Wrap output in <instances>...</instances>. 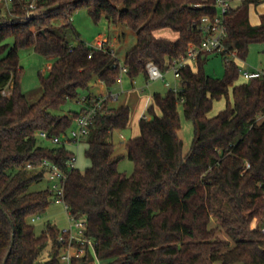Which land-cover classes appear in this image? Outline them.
<instances>
[{"label": "trees", "instance_id": "trees-1", "mask_svg": "<svg viewBox=\"0 0 264 264\" xmlns=\"http://www.w3.org/2000/svg\"><path fill=\"white\" fill-rule=\"evenodd\" d=\"M216 1L36 0L29 14L32 0H11L8 16L0 11V264L6 258L5 264H61L60 238L67 235L52 224L36 234L31 220L47 210L53 196L49 189L29 191L44 173L29 176L27 165L48 160L65 170L72 152L43 145L39 133L67 136L79 112H60L92 83L100 80L111 91L122 68L131 80L147 79L149 61L166 72L174 60L187 58L189 46L206 38L202 20L219 16ZM262 3L230 6L225 52L202 53L182 68L178 93L153 95L139 134L126 143L131 175L119 171L125 156L112 142L115 131L130 128V109L105 102L85 142L91 165L70 172L65 184L70 215L86 223L85 236L101 264H264V76L239 83L237 63L246 61L250 45L264 44V15L257 26L249 18L250 7ZM82 8L96 23L104 17L113 27L135 32L136 44L122 63L109 46L69 41L70 34L78 36L71 20ZM162 30L178 38L157 37ZM21 49L54 60L47 75L39 74L35 103L21 88ZM213 54L223 57L221 79L205 71ZM223 98L225 109L210 118ZM180 105L194 125L187 154L179 136ZM49 246V259L41 262ZM93 260L87 252L72 264Z\"/></svg>", "mask_w": 264, "mask_h": 264}, {"label": "rangeland", "instance_id": "rangeland-1", "mask_svg": "<svg viewBox=\"0 0 264 264\" xmlns=\"http://www.w3.org/2000/svg\"><path fill=\"white\" fill-rule=\"evenodd\" d=\"M237 5L236 3L233 4ZM264 8L259 7L256 11L253 9L251 11V19L253 24L260 22V16L264 13ZM3 17L8 16V10L5 5L0 7ZM263 11V13H261ZM72 25L77 32L78 36L70 34L69 41L73 45H77L79 40L84 41L89 46H95L100 35L108 36L111 39V45L115 51L116 57L122 63L125 55L130 51L136 44V34L131 29L125 27H113L108 23V21L103 17L97 23L92 19L89 10L87 8H82L78 10L72 17ZM58 23V25H61ZM120 35L117 40L114 41V35ZM116 35V36H117ZM159 38L169 39L175 41L178 38L176 33L170 30H162L156 33ZM8 43L12 46V39L8 40ZM20 64L23 68L21 76V88L23 93L27 96L30 103H35L41 96L40 89V77L39 74L47 75L50 72L51 65L54 62L53 59L46 58L33 49H21L19 51ZM237 63L241 71L248 69H256L258 71H264V44H252L249 47L248 57L245 62L237 60ZM205 71L208 75L216 78H223L225 74L223 57L219 54H213L209 57V60L205 66ZM123 91L136 92L139 96V102H129L131 105V127L125 131H115L112 136V142L115 145V150L117 154L124 155L125 157L119 164V171L127 175H131L134 171V164L131 162L127 156L126 143L130 138L136 137L139 134V120L146 113V108L144 104L147 102L150 104V98L154 94L159 93L161 95H166L170 89L166 87L165 82L162 80L153 81L148 83L144 76H139L133 81L128 77L124 76ZM166 81L169 82L172 88H178L180 86V80L176 79L172 73L166 76ZM245 82L243 76L240 77L239 83ZM94 84V83H93ZM142 87L144 89H142ZM119 88V85H117ZM121 89V88H120ZM119 90V89H118ZM143 90V91H142ZM122 91V89H121ZM124 93V94H125ZM88 91H82L81 96L78 99L69 101L63 110L60 112L61 115H68L70 112H80L81 103L80 101L86 97ZM123 94V96H124ZM123 96L118 102L115 103L116 107H119L123 102ZM148 104V105H149ZM226 107V100L223 98L214 103L213 109L209 114V117H215L224 110ZM181 117V129L179 131V136L183 140L184 147L183 152L187 154L192 145L194 138V125L191 121H188L183 113L182 105L178 108ZM122 136L124 139H122ZM42 144L45 146H54L50 141L43 140ZM87 149V144H73L69 147V150L75 155L77 159L76 168L80 172H84L88 167H90V160L86 157L85 151ZM38 174L37 170L28 171L29 176ZM52 183L49 180V175L44 172V177L33 183L30 186V192H39L46 189H50ZM53 202L47 208V210L40 216L35 217L31 220L36 234L40 235L48 224L56 226L60 232L70 228V218L65 209L63 203L56 202L54 197ZM50 246L42 252L40 257L41 262H45L49 259ZM61 264H64L61 262ZM92 264H96L92 262Z\"/></svg>", "mask_w": 264, "mask_h": 264}, {"label": "built area", "instance_id": "built-area-1", "mask_svg": "<svg viewBox=\"0 0 264 264\" xmlns=\"http://www.w3.org/2000/svg\"><path fill=\"white\" fill-rule=\"evenodd\" d=\"M11 0H0V7L5 5L6 9H10ZM217 7L219 9V16L214 19L204 18L201 23V31L205 34L206 38L199 45H190L187 53V58L183 60H174L170 66V68L163 72L160 68L152 61H149L146 64V72H147V81L148 83L153 81L162 80L165 82L167 88L176 93L179 92L178 88H172L171 84L166 81V75L172 73L174 77L178 80L181 79V69L192 65L196 62L198 56L202 53H223L225 52L224 42L227 38V31L224 23V16L228 12L230 8L229 0H217ZM37 9L36 0H32V2L28 6L29 14L33 13ZM106 41H100L96 46L97 49H104L107 46ZM112 53H115L112 50ZM235 56V54H233ZM242 76L246 80L261 78L264 76V71H241ZM127 74V69L122 68L121 77L119 82L122 81L123 75ZM7 95L6 92L3 93ZM120 94H116L114 92H109L106 95L98 96L94 98H83L81 103V111L79 112V116L75 119L74 127L69 131L67 136L63 137H55L49 136L46 132L39 133V137L42 140L50 141L52 144L56 146H65L69 148L73 144H81L86 142L91 127L94 124L96 118L105 113L104 105L107 100H111L112 102H117L119 100ZM122 139L124 137L122 136ZM77 159L75 155L69 157L66 163V169L63 170L59 165L50 162L48 160L43 161L38 165H27V170H37L39 173L46 172L49 175V180L52 183L49 191L54 197L56 202L63 203L65 209L70 218V228L63 231L64 234L67 235L66 238L61 237L60 243L61 246L65 245V248L61 253V262L64 264H72L75 258L84 257L87 252L93 256L96 264H101L96 257L94 243L91 239H88L85 236L86 223L84 221L74 219L69 212V206L65 201V184L69 177V173L73 170L77 169ZM34 220V219H33ZM261 232L264 234V222L260 228Z\"/></svg>", "mask_w": 264, "mask_h": 264}, {"label": "crops", "instance_id": "crops-1", "mask_svg": "<svg viewBox=\"0 0 264 264\" xmlns=\"http://www.w3.org/2000/svg\"><path fill=\"white\" fill-rule=\"evenodd\" d=\"M230 1V5H231V7H233V8H236V7H238L239 6V4H240V2L242 1V0H229ZM237 4V5H234L233 6V4ZM261 8V7H263L264 8V3H262V4H260L259 6H251L250 7V12H249V18H250V22H251V24L253 25V26H257V24L255 25V24H253L252 23V19H251V11L254 9L255 11L258 9V8ZM264 10V9H263ZM261 13H263V11L261 12ZM264 15V13L263 14H261V16H260V22L258 23V25L261 23V18H262V16ZM117 35V34H116ZM114 35V38H113V40L114 41H116L117 40V37H119L120 35ZM82 41V40H81ZM100 41H106L108 44H107V46H109V47H113V45H111V39H109V37L108 36H105V35H100L99 37H98V40H97V42H96V45L98 44V42H100ZM88 45V44H87ZM95 45V46H96ZM94 47V46H93ZM113 49V48H112ZM52 66V65H51ZM256 70V69H255ZM248 71H254V69H248ZM168 75V74H167ZM166 75V76H167ZM124 76H127L126 74L125 75H123V77H122V81L121 82H119L117 85H119V88H117V85L111 90V91H108V89L106 88V86L99 80V81H96L94 84L92 83L91 84V86H90V88H89V90H88V94L86 95V96H88V95H92V96H95V97H98V96H103V95H106L107 93H109V92H114V93H116V94H120L121 95V97L123 96V94L125 93L124 91H123V84H124ZM166 78V77H165ZM146 79V78H145ZM243 79H244V81L246 80L244 77H243ZM147 80V79H146ZM133 81V80H132ZM122 89V91H121V89ZM119 89V90H118ZM142 89H144L143 87H142ZM143 91V90H142ZM119 99H120V96H119ZM139 96L137 95V93L136 92H127V93H125L124 94V96H123V99H122V104L119 106V107H121V106H125V107H128L129 109H130V112H131V105H130V103L131 102H139ZM150 100H152V98H150ZM119 101V100H118ZM117 101V102H118ZM130 102V103H129ZM115 103L116 102H113V103H111V106L114 108H116V106H115ZM151 103V102H150ZM148 104L149 103H145L144 104V108H146L147 109V107H148ZM145 115V114H144ZM143 115V116H144ZM130 127H131V125H130ZM238 264H240V263H238Z\"/></svg>", "mask_w": 264, "mask_h": 264}, {"label": "water", "instance_id": "water-1", "mask_svg": "<svg viewBox=\"0 0 264 264\" xmlns=\"http://www.w3.org/2000/svg\"><path fill=\"white\" fill-rule=\"evenodd\" d=\"M6 261H7V258L5 259V262H4V264L6 263Z\"/></svg>", "mask_w": 264, "mask_h": 264}]
</instances>
